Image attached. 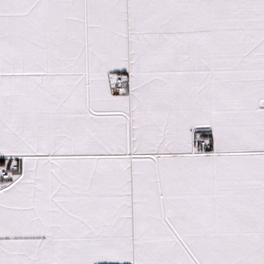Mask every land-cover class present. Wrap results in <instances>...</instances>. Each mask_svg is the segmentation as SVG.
Listing matches in <instances>:
<instances>
[{
  "label": "crops",
  "instance_id": "0c3cea01",
  "mask_svg": "<svg viewBox=\"0 0 264 264\" xmlns=\"http://www.w3.org/2000/svg\"><path fill=\"white\" fill-rule=\"evenodd\" d=\"M4 158L0 264H264V0H0Z\"/></svg>",
  "mask_w": 264,
  "mask_h": 264
},
{
  "label": "built area",
  "instance_id": "2783aa9c",
  "mask_svg": "<svg viewBox=\"0 0 264 264\" xmlns=\"http://www.w3.org/2000/svg\"><path fill=\"white\" fill-rule=\"evenodd\" d=\"M115 90L118 92H124L128 90L129 83L125 77L117 78L115 81ZM197 145L201 153H205L211 150L213 146V140L210 137L198 138ZM18 164L10 158L0 159V182L10 180L12 174L18 172Z\"/></svg>",
  "mask_w": 264,
  "mask_h": 264
}]
</instances>
